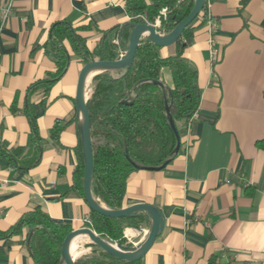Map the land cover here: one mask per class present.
<instances>
[{
  "label": "crops",
  "instance_id": "crops-1",
  "mask_svg": "<svg viewBox=\"0 0 264 264\" xmlns=\"http://www.w3.org/2000/svg\"><path fill=\"white\" fill-rule=\"evenodd\" d=\"M206 7L218 59H209L206 24L196 28L184 56L197 68L200 103L180 132L178 154L161 169L132 172L126 183L125 206L149 203L163 214V229L142 264H264V150L256 146L264 138V0H209ZM57 21L70 22L92 51L101 31L121 28L129 17L124 0H14L4 21L0 14V143H31L27 104L42 137L40 161L28 170L12 169L0 157L2 231L35 206L71 229L90 217L83 195L71 188L80 143L76 80L85 61L67 41L69 62L46 85L57 70L45 52ZM159 52L172 55L175 46ZM161 79L172 86L167 67ZM85 92L91 95V79ZM57 121L62 129L54 141ZM147 231L126 227L123 235L136 245ZM85 238L77 240L83 250L90 248ZM23 239L0 240V264H31Z\"/></svg>",
  "mask_w": 264,
  "mask_h": 264
},
{
  "label": "trees",
  "instance_id": "trees-1",
  "mask_svg": "<svg viewBox=\"0 0 264 264\" xmlns=\"http://www.w3.org/2000/svg\"><path fill=\"white\" fill-rule=\"evenodd\" d=\"M193 3L194 0H124L129 21L121 28L101 31L92 51L70 22L53 23L45 52L52 57L57 70L46 85L59 77L69 62L70 55L63 41H67L70 50L84 61L95 58L113 60L125 51L135 23H154L158 19L160 26L157 30L168 32L185 18ZM206 15L204 3L199 14L174 43V54L160 55V47L143 38L128 68L102 70L91 78L92 92L87 101L93 162L90 187L92 195L107 207L119 209L125 206L126 183L132 172L140 167L157 168L178 154L181 139L176 150L173 125L181 138L180 132L187 129L200 103L198 71L194 63L184 56V50L191 44L194 30L205 24ZM195 21L197 24L194 26ZM164 67L170 70L171 87L161 79ZM23 112L30 129L31 143L13 148L0 143V157L5 158L12 169L28 170L40 161L42 137L29 104ZM61 129L60 122H55L50 138L57 141ZM256 146L264 150V138L256 141ZM76 156L78 162L71 188L83 195L80 143L76 147ZM148 225L149 219L144 212L113 218L93 210L84 223V227H90L101 237L125 246L132 244L124 237V228L138 229ZM70 230L69 225L52 219L40 206H35L9 228L0 230V240L24 234L23 241L31 264H61V243ZM91 245V252L77 258L75 264H142V259L128 261Z\"/></svg>",
  "mask_w": 264,
  "mask_h": 264
},
{
  "label": "water",
  "instance_id": "water-1",
  "mask_svg": "<svg viewBox=\"0 0 264 264\" xmlns=\"http://www.w3.org/2000/svg\"><path fill=\"white\" fill-rule=\"evenodd\" d=\"M204 0H194L190 12L173 29L168 32H159L152 23H135L128 36V43L125 51L120 54L116 59H91L85 61L77 76L76 80V93L75 102L78 110L81 113L79 119V132L80 144L83 156V175H82V192L84 200L89 208L101 215L107 217H127L134 213L144 212L148 216L149 225L148 231L144 239L136 245L125 246L116 242H111L98 235L90 227H80L71 229L63 238L61 243V264H75V258H72L69 253V243L72 238L85 235L89 238L90 242L98 248L106 251L107 253L128 261L139 260L150 249L156 237L160 234L164 226L163 214L161 210L149 203L137 202L126 205L119 209L107 207L99 198L91 193V178L93 176V162H92V147L90 137V118L87 101L90 94L85 92L86 82L90 80L93 75L106 69L128 68L133 61L136 50L140 44L141 39L148 38L152 43L159 47L173 45L181 35L184 28L189 26L202 9ZM96 69L97 72L88 77V73ZM160 83V82H159ZM173 125V124H172ZM173 130L177 140L176 150L180 145V138L176 128L173 125ZM168 161H165L157 168L140 167L141 169H161Z\"/></svg>",
  "mask_w": 264,
  "mask_h": 264
},
{
  "label": "built area",
  "instance_id": "built-area-1",
  "mask_svg": "<svg viewBox=\"0 0 264 264\" xmlns=\"http://www.w3.org/2000/svg\"><path fill=\"white\" fill-rule=\"evenodd\" d=\"M13 2L14 0H5L4 2L0 3V14H1L2 21H4L10 15L12 8H13ZM208 2L209 0H204V3H206L207 6H208ZM162 12H164V10ZM152 24H154L156 28H159L160 26L158 19H156L155 22ZM205 24H206V28L209 33V37H208L209 59L212 62H215L218 59V49L214 46V42H215L214 32H215L216 27L208 11L206 15Z\"/></svg>",
  "mask_w": 264,
  "mask_h": 264
},
{
  "label": "bare ground",
  "instance_id": "bare-ground-1",
  "mask_svg": "<svg viewBox=\"0 0 264 264\" xmlns=\"http://www.w3.org/2000/svg\"><path fill=\"white\" fill-rule=\"evenodd\" d=\"M97 70L96 69H92L89 73H88V77H90L92 74L96 73ZM79 236H76L74 238L71 239L70 243H69V253L70 256L72 258L76 257L79 254V251L77 250V240H78Z\"/></svg>",
  "mask_w": 264,
  "mask_h": 264
},
{
  "label": "rangeland",
  "instance_id": "rangeland-1",
  "mask_svg": "<svg viewBox=\"0 0 264 264\" xmlns=\"http://www.w3.org/2000/svg\"><path fill=\"white\" fill-rule=\"evenodd\" d=\"M86 241H88L89 242V246H90V248H88V249H86V250H83L84 248H86L85 247V245H84V242L83 241H81V242H77V250L80 252L77 256H76V258L75 259H77V258H79V257H81V256H83V255H86V254H89L90 252H91V250L93 249V247H92V243L90 242V240H89V238L86 236ZM111 242H113L114 243V241H111ZM83 248V249H82Z\"/></svg>",
  "mask_w": 264,
  "mask_h": 264
}]
</instances>
